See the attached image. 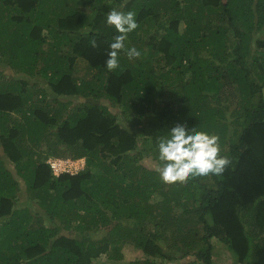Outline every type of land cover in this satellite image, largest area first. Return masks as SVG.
<instances>
[{
  "label": "trees",
  "instance_id": "obj_1",
  "mask_svg": "<svg viewBox=\"0 0 264 264\" xmlns=\"http://www.w3.org/2000/svg\"><path fill=\"white\" fill-rule=\"evenodd\" d=\"M113 9L138 28L108 71ZM176 122L222 175L162 179ZM0 148V264H264V0H0Z\"/></svg>",
  "mask_w": 264,
  "mask_h": 264
},
{
  "label": "clouds",
  "instance_id": "obj_2",
  "mask_svg": "<svg viewBox=\"0 0 264 264\" xmlns=\"http://www.w3.org/2000/svg\"><path fill=\"white\" fill-rule=\"evenodd\" d=\"M135 17L136 13L132 11L124 13L113 9L108 13L107 25L119 33L109 45L110 51L106 60L108 71L119 67V54L125 49L127 36L138 28ZM127 54L130 58L141 55L135 48L128 49ZM156 147L160 165L157 171L167 182L184 181L189 177L209 174L222 175L231 162L227 156L219 155V137L198 130L195 124L187 125L184 122L172 124ZM51 159L72 161L76 169L73 172H66L70 174H77L86 165V158L75 160L70 157H53Z\"/></svg>",
  "mask_w": 264,
  "mask_h": 264
},
{
  "label": "rangeland",
  "instance_id": "obj_3",
  "mask_svg": "<svg viewBox=\"0 0 264 264\" xmlns=\"http://www.w3.org/2000/svg\"><path fill=\"white\" fill-rule=\"evenodd\" d=\"M86 68V63L85 62H82L81 64V67H79L80 70L84 71ZM0 154L2 156H4L3 154V151L1 150L0 148ZM65 157H68V156H65ZM53 158L52 156L49 158L51 159ZM149 159L146 160V162H148ZM80 166H82V163L80 164ZM24 201L27 200V198H23ZM35 211H37L35 209ZM41 214L43 213V210H38ZM91 237V236H90ZM214 244H216L217 246H219V253L215 256V262L217 264H235L234 263V258L232 257L231 254L228 253L227 250L225 249H222L221 247V244L222 242L221 241H218V239L214 238L213 241H212ZM125 253H126V259H132V258H135V257H139V251H137L136 249L134 248H126L125 249ZM97 264H112V261H110L106 256L105 257H102Z\"/></svg>",
  "mask_w": 264,
  "mask_h": 264
},
{
  "label": "built area",
  "instance_id": "obj_4",
  "mask_svg": "<svg viewBox=\"0 0 264 264\" xmlns=\"http://www.w3.org/2000/svg\"><path fill=\"white\" fill-rule=\"evenodd\" d=\"M49 163L57 175L66 172H73L76 169L75 164L68 159H51L49 160Z\"/></svg>",
  "mask_w": 264,
  "mask_h": 264
}]
</instances>
